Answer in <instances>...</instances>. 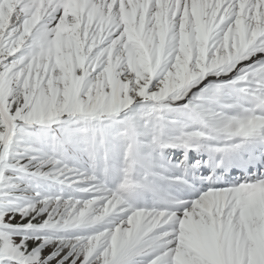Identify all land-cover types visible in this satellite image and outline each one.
Here are the masks:
<instances>
[{
	"label": "snow or ice",
	"instance_id": "1",
	"mask_svg": "<svg viewBox=\"0 0 264 264\" xmlns=\"http://www.w3.org/2000/svg\"><path fill=\"white\" fill-rule=\"evenodd\" d=\"M0 264H264V0H0Z\"/></svg>",
	"mask_w": 264,
	"mask_h": 264
}]
</instances>
